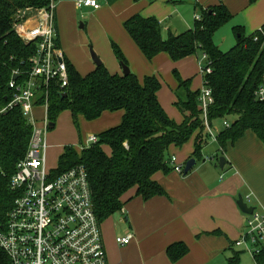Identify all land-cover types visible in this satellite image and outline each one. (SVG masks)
<instances>
[{"label":"trees","instance_id":"trees-1","mask_svg":"<svg viewBox=\"0 0 264 264\" xmlns=\"http://www.w3.org/2000/svg\"><path fill=\"white\" fill-rule=\"evenodd\" d=\"M255 1L248 0V3ZM47 4L48 0H0V106L7 103L14 92L8 87L12 72H21L17 83L26 78L30 70L29 58L35 51L33 43L25 44L18 37L14 25L29 16L27 12L23 15L27 8L36 9ZM198 16L190 30L179 35L170 34L167 39L162 38L160 23L153 16L132 15L124 21L123 27L148 60L162 52L173 61L194 54L196 50L205 54L211 73L204 75V80L214 99L207 109L208 122L212 125L215 120L232 117L229 126L218 133L217 143L225 149L227 142L233 143L249 130L264 145V99L259 100L254 95L264 78V27L262 32L257 30L248 35L241 26H235V44L222 51L214 43L213 36L231 19L227 7L218 4L201 8ZM112 50L119 63L127 65L116 44L112 45ZM66 65L68 85L63 92L54 82L47 87L49 123L54 126L57 116L64 110H69L74 119L82 115L87 121L96 120L104 111H123L120 124L99 133L95 143L79 151L65 146L54 170L55 175L78 164L86 169L99 223L122 208V195L133 187L143 199L164 193L152 180V175L157 171H172L168 155L170 145L181 147L196 133L194 156L201 158L209 135L198 101L200 90L192 91L191 80H183L176 69L172 74L178 83L175 93L176 105L184 117L181 123L171 119L160 105L157 92L161 85L156 76L145 75L140 81L131 71L127 75L112 74L103 64L82 76L69 62L66 61ZM64 92L66 96L62 95ZM43 100L42 95L38 104ZM31 133L32 125L20 106L0 117V228L17 195L10 189L9 181L16 163L25 155ZM104 145L110 148L109 155ZM186 252L182 243L167 250L172 261ZM233 258L237 263L238 255ZM253 260L264 264V250ZM0 264H10L1 249Z\"/></svg>","mask_w":264,"mask_h":264},{"label":"crops","instance_id":"crops-1","mask_svg":"<svg viewBox=\"0 0 264 264\" xmlns=\"http://www.w3.org/2000/svg\"><path fill=\"white\" fill-rule=\"evenodd\" d=\"M143 1L145 7L133 5L125 10L103 11L106 4L102 2L99 9H93L80 6L75 0H57V42L65 60L80 75H87L96 67L90 51L88 53V45L92 42L101 64L112 74H122L121 64L112 50V45L116 44L130 71L136 76L140 73H144V76L154 75L160 81L159 74L147 73L149 67L145 68L147 65L144 59L148 64L152 61L160 63L169 60L173 64L172 70L176 69L183 80H192L191 77L195 75L185 70L189 66L186 60L191 58L195 62L198 77L197 65L200 62L197 54L173 61L167 53L162 52L148 60L124 30V21L136 14L142 17L153 16L160 23L162 38L167 39L170 34L179 35L190 30L194 23L193 15H198L201 8L223 4L231 14L228 22L232 33L235 26H241L248 35L264 27V0H257L253 4H249L248 0H161L163 10L158 9L161 6L154 3L156 0ZM177 3L186 4L189 10L183 13L177 10L176 5H168ZM83 12V17H87L89 13L90 18L87 20L90 21L92 35L95 30L93 22L102 28V35L107 38L111 51L100 50L95 46L93 38L77 43L66 38L75 29L79 14ZM82 26L87 27L86 24H81ZM192 69L195 73V69ZM170 83L171 86H168L171 97L161 99L160 82L157 98L166 114L175 122L181 123L184 117L176 105L175 93L178 83L175 78ZM198 84L200 85V80ZM197 85L191 86L190 81L192 91L199 90L200 86ZM37 108L43 109L42 106ZM122 116V110L104 111L93 121H87L81 115L89 129L88 135L96 136L119 125ZM88 124L91 128L87 127ZM214 130L216 139L208 137L201 150V158L194 156L196 133L181 147L169 146L168 155L175 156L178 163H185L190 158H194L196 162L186 174L174 170L169 173H154L152 180L162 187L164 193L143 199L133 187L122 195V208L100 223L108 264H239L240 254L246 249L243 245H236L235 241L245 232V221L250 214L243 213L235 200L238 194L243 199L249 195L251 200L247 205L264 214V145L248 130L233 143L227 142L225 149H222L216 141L221 130ZM103 149L106 154H110L108 146L104 145ZM206 156L213 160H205ZM220 157L225 158L223 167L219 165ZM127 234L130 235L128 244L116 243V236ZM176 243L184 244L187 252L172 261L167 250ZM236 254L238 261L234 263L233 257Z\"/></svg>","mask_w":264,"mask_h":264},{"label":"built area","instance_id":"built-area-1","mask_svg":"<svg viewBox=\"0 0 264 264\" xmlns=\"http://www.w3.org/2000/svg\"><path fill=\"white\" fill-rule=\"evenodd\" d=\"M75 2L83 7H100L98 0ZM56 3L57 0H48L44 7L27 8L23 15L27 12L29 16L14 25L18 37L25 44L33 43L35 51L29 58L26 78L17 83L21 72H12L17 78L11 76L8 87L14 92L11 99L0 106V117L20 106L32 125V133L25 155L16 163L9 181L10 189L17 195L0 228V249L10 264H108L86 169L78 164L54 175L55 169L46 166L47 87L54 82L63 92L68 85L66 60L57 42ZM202 58L206 64L204 67L199 64L203 87L198 101L206 132L216 139L215 130L207 119V109L214 99L204 80V75L211 73V67L205 54ZM42 95L44 100L38 104ZM254 95L259 100L264 99V78ZM38 106L46 110L42 126L33 115ZM223 125L227 127L229 123L224 120ZM97 140L96 135H88L79 150ZM205 160L213 158L206 156ZM170 164L172 170L183 173L184 163H178L175 156L170 158ZM250 198L247 195L243 200L248 203ZM245 229L235 244L243 245L255 259L264 250V214L253 210L245 221ZM115 240L119 245H126L130 235L116 236Z\"/></svg>","mask_w":264,"mask_h":264},{"label":"rangeland","instance_id":"rangeland-1","mask_svg":"<svg viewBox=\"0 0 264 264\" xmlns=\"http://www.w3.org/2000/svg\"><path fill=\"white\" fill-rule=\"evenodd\" d=\"M64 0H61V2ZM100 5L101 2L104 5L103 11H106L107 9H113V10H125L129 7H132L133 5L135 6H142L145 7L146 4L143 0H98ZM163 1H168V0H163ZM173 1H180V0H173ZM182 2H185L186 0H181ZM155 4H158L161 6L160 10L164 9V6H162L161 0H156L154 2ZM171 3V2H170ZM169 6L176 5L177 10L185 13L187 12L188 6L184 3H177V4H168ZM100 8V7H99ZM98 8V9H99ZM191 12V9H190ZM85 13L83 12L82 14H79L78 17V23L75 27V29L71 30L66 37L67 39L71 38L72 42L77 43V41L84 40L86 38H93L95 46H97L100 50L104 49L105 51L110 50L111 47L109 46L108 40L104 34V31L102 30L101 27L97 25L96 22H93L95 30L93 32V35L91 33V27H90V21L89 19V13L87 14V17H83ZM195 15H193V18ZM100 20V19H99ZM81 24H86L87 27H81ZM214 43L216 46L221 49L222 51H227L233 46L235 42L234 35L231 30V26L228 23L223 24L214 34ZM92 43V42H91ZM88 45V53L90 48L95 51L93 43ZM195 54L199 56L198 61L200 62L201 66L204 67L206 62L202 58V53L200 50H196ZM91 61V60H90ZM146 62V69L149 67L147 73L151 74L152 72L154 74H159L160 77V82L162 85L161 88V99L164 100V98H169L171 97L170 94V89L169 86H171V81L174 80V77H172L171 70L173 68V64L171 61L167 62H148L144 59ZM187 61V66L185 70H188L190 74L195 75V77H191V86H196L199 83L200 80V85L198 84L197 86L199 90L202 89L203 84H202V78H201V73H200V67L197 65V72H198V77L196 76V68H195V62L193 63V60L191 58H188ZM92 63V61H91ZM129 67V66H128ZM195 69V73H193V69ZM184 70V71H185ZM180 71V70H179ZM143 72V71H142ZM145 72V71H144ZM146 74V73H145ZM144 76V73H140L137 77L140 81H142ZM159 78V77H158ZM34 118L37 122L38 125L42 126L44 123V118L46 116V110L40 109V108H35L33 111ZM226 120L229 122V120H232V117H228L225 119H218L213 121L212 123V128H215L217 130L223 129L224 125L223 122ZM90 123V122H89ZM87 127L91 128L90 124L87 125ZM89 129L86 128L85 121L81 117V115H78L76 119H74L70 113L69 110H64L62 111L56 119L55 125L53 127L48 128V131L45 135L46 143L48 145L46 149V166L48 169H56L58 166V161L59 157L62 154L64 147L65 146H73L76 150L79 151V149L82 147V145H85V140L88 137L89 134ZM212 140V139H211ZM208 142H211L210 140ZM239 264H255L253 257L250 255L248 251H242L240 254V262Z\"/></svg>","mask_w":264,"mask_h":264},{"label":"water","instance_id":"water-1","mask_svg":"<svg viewBox=\"0 0 264 264\" xmlns=\"http://www.w3.org/2000/svg\"><path fill=\"white\" fill-rule=\"evenodd\" d=\"M90 56H91V59L93 61V63L96 65V66H99L102 62L100 60V58L98 57V55L96 54L95 51H93L92 48H90ZM121 69H122V74L123 75H127L129 74L130 72V69L127 65L125 64H121ZM17 78V75H13L12 76V79H16ZM63 96H66V93L64 92L62 94ZM49 126L52 127L53 124L52 123H49ZM196 160L194 158H190L188 159L185 163H184V168H183V174H186L192 167L193 165L195 164ZM225 164V158L224 157H220L219 159V165L220 167H223ZM236 205L238 206V208L245 214H251L254 210V207H251V206H248L247 203L243 200V197L238 194V196L236 197Z\"/></svg>","mask_w":264,"mask_h":264}]
</instances>
